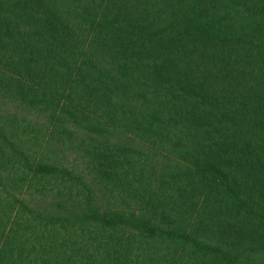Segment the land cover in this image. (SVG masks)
Listing matches in <instances>:
<instances>
[{
	"label": "trees",
	"instance_id": "16d2710c",
	"mask_svg": "<svg viewBox=\"0 0 264 264\" xmlns=\"http://www.w3.org/2000/svg\"><path fill=\"white\" fill-rule=\"evenodd\" d=\"M0 264H264V0H0Z\"/></svg>",
	"mask_w": 264,
	"mask_h": 264
}]
</instances>
